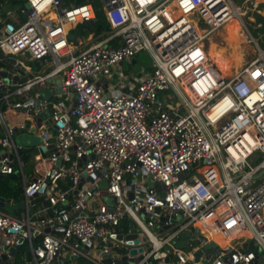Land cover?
I'll use <instances>...</instances> for the list:
<instances>
[{
	"label": "built area",
	"instance_id": "1",
	"mask_svg": "<svg viewBox=\"0 0 264 264\" xmlns=\"http://www.w3.org/2000/svg\"><path fill=\"white\" fill-rule=\"evenodd\" d=\"M99 1L109 28L75 36L98 19L90 0H24L13 21L0 2V174L17 173L24 198L0 209V264H264V48L220 77L204 44L251 0ZM140 50L151 69L124 71ZM18 54L53 66L34 74ZM32 125L28 176L15 137ZM222 201L251 245L202 221Z\"/></svg>",
	"mask_w": 264,
	"mask_h": 264
},
{
	"label": "rangeland",
	"instance_id": "2",
	"mask_svg": "<svg viewBox=\"0 0 264 264\" xmlns=\"http://www.w3.org/2000/svg\"><path fill=\"white\" fill-rule=\"evenodd\" d=\"M234 2L239 3L240 0H234ZM97 3L101 9L100 1L97 0ZM248 6H249V3H248ZM248 10H249V8H248ZM101 11H102V9H101ZM247 15L248 14L245 13L242 16V20L244 21V24H242L239 19L235 18V19L231 20L226 26V30H230L232 28V26L236 23L235 28H237V29H235L233 32V35L236 36L238 28H239V25L237 27V23H239L247 34V38H246L247 42L242 41V43H241V45H242L241 48H242V52H243V60L240 61L239 63L231 65L228 62H222V59H223L222 56L226 55V50L219 49V47L217 45H215V43H218L219 45H225L226 41L223 38V36L219 33L218 30L216 32H213L212 34H210L208 36V38H206L204 41L205 42L204 44L206 47V52L208 51V53H206V57H208L210 62L213 63L215 69L219 71L218 75L220 77H228V76H226V71L234 70V68H237L235 70V71H237L243 63L252 60L253 58H255L258 55L259 48L260 49L264 48V36L260 35V33L262 31H264V21H260L257 23L255 21H248ZM42 21L44 24H49V25L54 24L57 21L56 14H54L48 18H43ZM248 22H251V23L248 24ZM253 22H254V24L252 25ZM258 25H260V26L257 27ZM0 27H1V25H0ZM89 27L90 26L88 25V23L82 22V23L78 24L77 31L82 30V32H83L87 29H90ZM251 35L254 38V40L250 39ZM234 41H235V37H234ZM233 48H234V45H233ZM233 48L230 50V52H232V54H233ZM213 53H215V54H213ZM208 54H210L211 56ZM18 56L20 58H22L27 64H30V65L33 64V66L35 65V61L34 62L29 61L25 55L18 54ZM48 58H51V57H48ZM133 60H134V63L136 66H141V67L144 66V67H146V69H151L152 60H151V57L147 51L140 50V51L136 52L133 56ZM131 66H133V64L131 65V62H129V61H124L122 64V68L126 72H128L130 70ZM3 110L5 113L6 121L8 123H13L15 121H19L23 117L22 113L18 114L15 112L11 113L10 111H5V110H7L6 107H4ZM20 152H21V157L25 163V172H31L33 165H34L35 161L37 160L36 155L39 152V149L36 146H29V147L23 146V147H20ZM257 156H258V154L253 155V159H255ZM15 174H17V173H15ZM18 181L21 184L20 178L18 179ZM15 182L16 181H14V183ZM12 197L13 196H10L9 199H13ZM21 198H22V184H21L20 196L18 199H14V202L19 201ZM228 211L230 212L229 208L219 209V206H217L213 209L212 213L213 214L215 213L216 215H218L220 213L228 215L229 214ZM208 216H210V213L206 217H208ZM235 221L237 222V229H240L241 228V222L237 218H235ZM127 227H128V221L124 220V221H122L121 224H119L117 226V230L118 231H125L127 229ZM193 242H195V241L193 240ZM240 242L244 246L251 245V243H249V239H242ZM24 248H25L24 244H21L19 246L20 251L23 250ZM198 255H199V253L196 252L197 257H198ZM19 261H20L19 255H17L16 261L13 264L18 263ZM64 264H91V263L87 259L81 257V258L77 259L76 261L65 259ZM116 264H130V263L128 261H123V262H118ZM187 264H190V263H187Z\"/></svg>",
	"mask_w": 264,
	"mask_h": 264
},
{
	"label": "bare ground",
	"instance_id": "3",
	"mask_svg": "<svg viewBox=\"0 0 264 264\" xmlns=\"http://www.w3.org/2000/svg\"><path fill=\"white\" fill-rule=\"evenodd\" d=\"M258 1L259 0H252L251 6H249V8L254 9V13H256L255 10L259 6ZM245 13L249 14L248 8L245 9L243 14H245ZM54 14H56V13L53 9H48V11H46L44 13L42 19L48 18ZM235 18L239 19L240 22L242 24H244V21H242V19L239 16H233L232 18H230L225 23L230 22L231 20H233ZM249 23H251V22H248V24ZM253 24H254V22L252 23V25ZM55 25H56V23L51 24V25L46 24V26L48 28H51L52 26H55ZM79 33H80V30H78L77 33L72 34L71 36L78 35ZM246 38H247V34L244 31V29L242 28V26L239 24V28H238L237 34L235 36L234 48H233V62L235 64L239 63L243 59V52H242V48H241V46H242L241 43H242V41H246ZM217 206H219V209H221V208H229L230 209V206L228 204H226L225 201L220 202L219 204L216 205V207ZM235 218H236L235 211H230L228 215H225L222 213L216 215L215 213L213 214L211 212L210 216L205 217L202 221L204 223H206L207 227H208V225L209 226L216 225V223H218V221H219V223L221 225H217V227H216L217 230L219 231L218 237L223 242H225V244H233L235 242L241 241L242 239H247L251 235L249 229L244 227L242 224H241V228L237 229V222L235 221Z\"/></svg>",
	"mask_w": 264,
	"mask_h": 264
},
{
	"label": "trees",
	"instance_id": "4",
	"mask_svg": "<svg viewBox=\"0 0 264 264\" xmlns=\"http://www.w3.org/2000/svg\"><path fill=\"white\" fill-rule=\"evenodd\" d=\"M13 3L14 2H23V0H11ZM86 0H75V3H80V2H84ZM93 2L95 9H96V13H97V21L94 23L89 24V28L93 29L96 32L102 31L104 29H108L109 25L107 23V21L105 20V16L103 14V12L101 11L97 0H90ZM229 22L225 23L220 29H218L219 33L223 36V38L226 41L225 45H219L218 43H215V45H217L219 47V49L221 50H226V55L222 56V62H228L231 65H234L235 63L233 62V54L232 52H230V50L233 48L234 45V35L233 32L236 26V23L232 26V28L230 30H226V26ZM239 23H237V27H238ZM208 53V51L206 52ZM215 54V53H213ZM210 55V54H208ZM211 56V55H210ZM208 58V57H207ZM243 60V59H242ZM241 60V61H242ZM237 68H234V70H230V71H226V76H232L233 74L236 73ZM19 177L17 174L15 173H11V174H0V198L4 199V200H9L10 196H13V200L14 199H18L21 193V184L18 181ZM14 181H16L14 183Z\"/></svg>",
	"mask_w": 264,
	"mask_h": 264
},
{
	"label": "crops",
	"instance_id": "5",
	"mask_svg": "<svg viewBox=\"0 0 264 264\" xmlns=\"http://www.w3.org/2000/svg\"><path fill=\"white\" fill-rule=\"evenodd\" d=\"M0 2H1V9H2V21H13L12 18L9 17V15L11 13H14V15H16L15 17H18V20L21 18V15H19L17 13V9H18L19 6L25 5L24 4L25 3L24 0H23V3L22 2H14L13 3L11 0H0ZM251 2H252V0H251ZM251 2H246L245 9L249 8V6H251ZM248 3H249V6H248ZM258 5H259L258 8L255 10L256 13H254V9L249 8V14L247 16L248 21H256V22L264 21V0H259L258 1ZM80 23H82V22H80ZM78 24L74 28L76 33H77ZM89 24H91V23H89ZM91 30L94 31L93 29H91ZM94 32H96V31H94ZM80 33H82V30H80ZM48 57H50V56H47L45 61L41 60V63L39 61H35V65L34 66H33V64L31 65L32 66V71H33L34 74L43 73L44 71L49 70L53 66L51 58H48ZM129 62H131V65L133 64V66H131V68L134 71H137L138 73L140 71L147 72L149 70V69H146V67H144V66L143 67L136 66L133 59L131 61H129ZM216 73L218 74L219 71L216 70ZM51 80H53V78H51ZM27 174H28V176L33 174V168L31 170V172H27ZM0 201L4 202V204L11 203L12 205H13V202H14L13 199L4 200V199H1V198H0ZM15 203L16 202H14V204ZM0 209L1 210H5V211H9V210L5 209L4 205L3 206L0 205ZM9 212L19 213V208L13 207V211H9Z\"/></svg>",
	"mask_w": 264,
	"mask_h": 264
},
{
	"label": "water",
	"instance_id": "6",
	"mask_svg": "<svg viewBox=\"0 0 264 264\" xmlns=\"http://www.w3.org/2000/svg\"><path fill=\"white\" fill-rule=\"evenodd\" d=\"M26 7H29V3L28 2H25L24 3ZM71 36V35H70ZM56 82H59V80L57 79ZM40 94L41 96L43 97H47L50 95V91L48 88H42L40 90ZM45 113H48V111H46ZM38 129L32 125V127L30 128L29 131H26V132H22V133H18L15 137V141L17 144H22V145H25V146H34V145H37L40 141H41V137L34 134L33 132H36ZM147 183L148 184H151L152 181L150 178L147 179ZM99 185L101 187H106L107 185V181L104 179V180H101L99 182ZM103 199L105 201H109L110 198L107 197L106 195L103 196ZM0 205H4L5 209L9 210V211H13V207L15 208H23L24 207V198L22 197L19 201H17L14 205H12L11 203H6L4 204V202L0 201ZM126 216V214H125ZM184 234L185 235H189L190 232L188 230L184 231ZM212 244H214V242H212ZM206 247H209V244H206Z\"/></svg>",
	"mask_w": 264,
	"mask_h": 264
}]
</instances>
